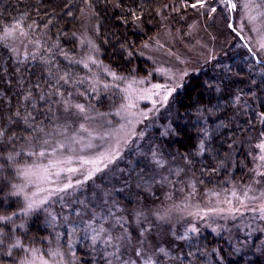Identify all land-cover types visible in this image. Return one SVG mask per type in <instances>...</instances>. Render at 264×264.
Wrapping results in <instances>:
<instances>
[{"label":"rangeland","instance_id":"rangeland-1","mask_svg":"<svg viewBox=\"0 0 264 264\" xmlns=\"http://www.w3.org/2000/svg\"><path fill=\"white\" fill-rule=\"evenodd\" d=\"M192 3L196 0L181 2L186 8L179 14L173 10L159 13L156 24L151 25L152 33L134 50L147 64L145 74H119L101 59L102 45L92 13H83L71 30L73 57L66 62L79 66L81 76L54 97L47 128L19 151L11 150L14 165L9 175H3L4 196L14 205L7 214L10 220L16 219L12 229L22 231L26 223L41 217L49 224L51 235L44 245L34 242L15 247L19 256L13 264L34 258L39 264V257L48 264H80L73 251L82 233L89 231L98 237L94 244L106 243L111 236L108 245H121L129 264H147L149 259L153 264L161 255L167 256L169 264L175 262L169 256H184L186 235H210L237 254L264 259V219L258 211L264 204V176L258 175L264 172V161L258 159L261 152L257 147L264 142V113L259 110L264 107L260 105L264 103V49L260 47L264 42V0H232L236 7L231 10L223 0H206L204 8H192ZM24 40L18 32L6 40L14 56L27 50ZM210 71L209 80L216 87L223 80L231 87L230 98L216 104L214 110L229 105L231 120L247 121L243 137L225 155L224 175L208 180L189 168L174 144L181 123L177 110L180 94L192 77ZM219 72H223L222 78ZM65 102L82 104L86 111L70 115L77 110L71 107L66 112ZM251 110L258 120L255 123L249 120ZM107 154L113 157L111 162L103 160L98 165L101 170L85 180L94 166L81 161ZM57 161L62 163L57 165ZM50 164L49 171L60 175L41 179L42 168ZM66 168L77 172L61 171ZM69 182L71 188L56 191ZM245 191L255 199L245 198ZM30 202L34 206L27 210ZM62 226L68 230L65 245Z\"/></svg>","mask_w":264,"mask_h":264},{"label":"trees","instance_id":"trees-1","mask_svg":"<svg viewBox=\"0 0 264 264\" xmlns=\"http://www.w3.org/2000/svg\"><path fill=\"white\" fill-rule=\"evenodd\" d=\"M181 2L189 4L191 0H0V35L5 27L17 22L27 33L23 36L27 50L21 57L13 55L8 41H0V130L4 132L0 137V218L7 217L14 206L10 204L13 201H6L7 185L3 178L14 165L11 152L19 151L40 129L47 128L54 97L75 85L81 76L79 66L67 63L66 59L73 57L70 34L82 14L88 11L94 16L102 45L101 59L119 74L140 75L147 72V64L136 57L134 50L152 33L151 25L159 13L184 12L186 7ZM210 74L211 71L192 77L180 94L177 110L181 123L174 144L189 168L205 179L224 175L225 155L243 137L242 127L247 121L231 120L228 115L233 109L229 105L214 110L216 104L230 98L231 87H227L225 80L216 87V82L209 80ZM217 74L223 77V72ZM263 108H259L261 115ZM250 113L249 120L258 121L255 112ZM15 220L0 219V264H13L19 256V250H10V245H44L45 238L51 236L49 224L41 217L26 223L22 231L12 229L11 222ZM61 231L64 237L68 233L64 226ZM82 234L73 251L80 264L126 262L128 257L121 245L113 247L102 240L94 244V231ZM186 236V244L182 245L184 256L177 259L170 255L176 260L171 264H264V259L237 254L210 235ZM66 240L65 237L63 245ZM168 261L167 256L161 255L153 264H169Z\"/></svg>","mask_w":264,"mask_h":264},{"label":"snow or ice","instance_id":"snow-or-ice-1","mask_svg":"<svg viewBox=\"0 0 264 264\" xmlns=\"http://www.w3.org/2000/svg\"><path fill=\"white\" fill-rule=\"evenodd\" d=\"M223 3L228 7L229 10L231 9H234L236 7V5L234 3H232V0H223ZM206 6V0H196V3H192L190 4V7L192 8H197V7H200V8H204ZM245 7H249L248 4H245ZM212 12H216V9L215 8H212L211 9ZM252 19H255V17H252ZM229 28H232L233 26L231 24L228 25ZM19 33L20 36H25L27 35V33L20 27V24L19 22H17L16 24L12 25V26H9V27H5L4 30H3V34L0 35V41L2 40H7L9 38H12L15 36L16 33ZM260 47L262 49H264V42L261 43ZM93 63H95V61H92ZM85 67H87V65H85ZM111 75L116 78V79H120V77H116V74L115 73H111ZM105 87H107V85H105ZM153 88L154 89H160L161 88V85H153ZM154 95L155 94H158V93H153ZM164 100H167V96H164L163 97ZM133 105H128L127 107H132ZM71 107H74L77 112L76 113H70V115H77V114H84L85 113V106L82 105V104H75L74 106L71 105L70 103L68 102H65V111L67 112ZM84 119H88L89 117L84 115L83 117ZM81 129H84V125L81 124ZM40 131H43V129H40ZM4 135V132L2 130H0V137H2ZM48 141L45 140L44 143L46 144ZM78 142V141H77ZM257 147L260 149V152H261V155L258 157V159L260 161H264V142L260 143L257 145ZM45 153L44 152H40L39 155L43 156ZM112 156L111 154H107V155H102L101 157L97 158V159H94V160H82L81 163L82 164H91L93 165L94 167L88 172V174L84 177L85 180H88L91 178V176L95 173V172H98L100 171L101 169L99 168V163H101L103 160H108L109 162H111L112 160ZM59 163H62L60 161H57L56 164L58 165ZM63 163H67V161L63 162ZM264 166V165H262ZM36 167H39V166H36ZM53 167V165H49L48 167H44L42 168V172H43V176L41 177V179L43 180H47L48 179V176L50 175H56V176H59L60 175V172H55V173H52L49 171V169ZM61 171H66V172H69V173H76L77 172V169L76 168H66V169H61ZM25 176H28L29 175V171H25L23 173ZM258 175H261V176H264V172H259ZM77 183H82L81 181H77ZM73 185L71 182L67 183L64 185V188L63 189H56V191H64L65 189H68V188H71ZM232 195L234 197H237V199H240L238 196H237V193L235 191L232 192ZM262 195H264V193H262ZM243 196L245 198H248V199H255V197H249L248 195V192L245 191L243 193ZM41 203H43V201H41ZM244 201L241 200V204H243ZM34 204L32 202L28 203L27 205V210H31L33 208ZM258 211L261 213V218L264 219V204H262L259 208H258ZM0 219H11V217H4V218H0ZM101 232L104 231L103 228L100 229ZM3 236V233L0 232V237ZM96 236L93 237V239L95 240ZM112 241V237L111 236H108L107 237V240H106V243H111ZM3 243V240L0 239V244ZM12 247H21V245L19 244V242H17L16 244L12 245ZM24 251H28V249H24ZM34 253L38 252L37 249H33L32 250ZM141 253L139 251L136 252V255L139 256ZM51 255H56V253H51ZM39 264H48V261L43 259L42 257H39ZM24 264H37V258H34L32 260H27L24 262ZM124 264H129V262H124ZM130 264H135V261H132L130 262ZM147 264H151V260L149 259L147 261Z\"/></svg>","mask_w":264,"mask_h":264},{"label":"water","instance_id":"water-1","mask_svg":"<svg viewBox=\"0 0 264 264\" xmlns=\"http://www.w3.org/2000/svg\"><path fill=\"white\" fill-rule=\"evenodd\" d=\"M256 62L260 63L258 60H256Z\"/></svg>","mask_w":264,"mask_h":264}]
</instances>
